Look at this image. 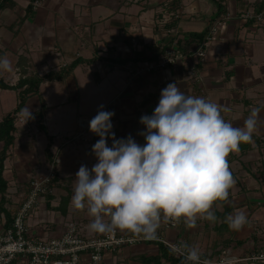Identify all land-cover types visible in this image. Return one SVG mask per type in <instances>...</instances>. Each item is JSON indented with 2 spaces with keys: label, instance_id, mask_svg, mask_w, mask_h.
Returning <instances> with one entry per match:
<instances>
[{
  "label": "crops",
  "instance_id": "crops-1",
  "mask_svg": "<svg viewBox=\"0 0 264 264\" xmlns=\"http://www.w3.org/2000/svg\"><path fill=\"white\" fill-rule=\"evenodd\" d=\"M262 2L6 1L0 7V57L11 61L12 71H0V82L6 85H0V123L20 103L23 89L17 84L21 79L54 76L42 80L39 91L30 93L19 111L24 121L17 118L15 141L4 162L7 186L4 192L0 190V222L12 224L32 198L37 180L42 190L27 218L29 236L58 237L70 220L92 233L88 230L91 218L86 211L73 209L70 201L66 214L48 207V201L58 207L65 197L71 200L79 167L91 168L96 163L91 149L99 137L89 131V121L104 105L105 111L115 113L111 121L115 137L131 135L143 145L139 133L145 126L140 117L151 115L161 90L175 82L187 95L220 105L225 109L224 119L234 127H242L254 108L260 112L254 142L241 144L240 151L228 157L236 183L228 202H217V222L198 220L197 227L190 229L181 220L177 227L162 230V235L171 241L183 240L214 261L225 256L230 264H264L251 259L264 253V184L257 177L261 168L264 171V143L260 141L264 136V27L242 18L246 10H259ZM174 12H179L178 18ZM226 14L230 19L209 42L206 56L191 55L199 46L193 34L207 32ZM172 21V26H166ZM173 50L174 62L149 67ZM76 59L81 62L60 79L61 71ZM192 65L197 67L195 74L190 73ZM25 108L33 117L27 121L22 113ZM3 147L0 141V153ZM52 167V178L46 182ZM228 207L230 214L246 213L248 223L240 231L224 222ZM158 253L153 244L136 243L106 252L101 264H145L141 256ZM160 264L171 263L163 259Z\"/></svg>",
  "mask_w": 264,
  "mask_h": 264
},
{
  "label": "clouds",
  "instance_id": "clouds-1",
  "mask_svg": "<svg viewBox=\"0 0 264 264\" xmlns=\"http://www.w3.org/2000/svg\"><path fill=\"white\" fill-rule=\"evenodd\" d=\"M0 71L11 72L7 57H0ZM220 105L205 97L187 95L175 83L161 90L151 115H142L145 143L131 135L117 139L112 131L113 111L100 105L89 121V131L99 137L92 146L96 163L81 165L75 174L70 204L91 218L88 230L114 235L127 232L156 240L163 224L179 223L196 228L197 222L215 223L217 202H228L236 181L228 157L241 144L253 143L258 130L259 108L234 127ZM32 119L28 108L22 110ZM112 140L108 146V140ZM229 229L240 231L248 223L243 210L224 218ZM176 250L189 264L202 260L199 248L181 242Z\"/></svg>",
  "mask_w": 264,
  "mask_h": 264
},
{
  "label": "built area",
  "instance_id": "built-area-1",
  "mask_svg": "<svg viewBox=\"0 0 264 264\" xmlns=\"http://www.w3.org/2000/svg\"><path fill=\"white\" fill-rule=\"evenodd\" d=\"M38 5V2L35 4ZM175 18L179 17V12L173 13ZM242 18L246 21H253L255 24L264 27V0L259 10L249 9L242 13ZM229 15H222L210 26L207 39L200 43L198 48L190 54L203 58L206 56L207 46L214 35L220 32L227 21ZM175 51L167 52L160 58V62L150 64V68L164 67L175 61ZM196 65L190 67V73H196ZM19 121H24L22 116H18ZM82 135V134H80ZM79 137V136H77ZM264 143V136L260 137ZM53 167L48 177L44 181L52 178ZM258 181L264 184V171L261 168L258 173ZM34 194L28 202L17 212L10 226L6 222H0V264H101L104 254L110 250H116L125 245H133L146 241L127 232L117 231L114 235L88 233L85 227L77 220H70L58 237L48 239H38L28 235L27 218L32 209L36 194L42 190L41 183L37 180L33 182ZM179 223L163 224L162 230L175 228ZM156 240L163 242L177 256L183 257L176 246L183 240L171 241L166 237H158ZM202 260L210 261V264H230L229 257H223L219 261L211 260L209 257ZM252 260L264 261V253L253 255Z\"/></svg>",
  "mask_w": 264,
  "mask_h": 264
},
{
  "label": "trees",
  "instance_id": "trees-1",
  "mask_svg": "<svg viewBox=\"0 0 264 264\" xmlns=\"http://www.w3.org/2000/svg\"><path fill=\"white\" fill-rule=\"evenodd\" d=\"M2 1L3 2L0 1L1 2L0 7H3L5 5L6 1L11 2L12 0H2ZM218 4L221 5V3H218ZM173 21L166 26H169V25L172 26L174 24ZM175 21H178V20H175ZM208 33H209V30L207 32L196 33L193 35H194V38L197 40V42L200 44V43H203L207 39ZM178 51H180V50H178ZM80 62H81V59H76L74 62H72V64H70L69 67H67L61 71V73L59 74V78L63 79L65 77L69 76L73 72L74 68ZM53 76H54L53 73H49L45 77L32 76V77H26V78L21 79L19 84H17L18 88L20 87L21 89H23V92H22L21 97H20V103H19L16 111L14 113L8 114L0 123V141L4 142V147L0 153V188H1L0 190L3 192L6 190V186H7V182L3 177L4 162H5L6 158L8 157V154H9L8 151L10 150L11 146L14 144V141H15V132L17 129L16 122H17V118L19 115V111L21 110V108L25 104L27 98L29 97V94L33 93V92L36 93L39 91V86H40V83L42 82V80H44L45 78H52ZM0 85L6 86L5 84H3L1 82H0ZM24 86H26V87L23 88ZM128 136L129 135L123 136V138H126ZM49 196H50V198H52V195H49ZM48 200H49V197H48ZM69 201H70V197H65L63 199V202H62V204H63L62 207H61L62 204L58 207L51 206V203L48 201V207L50 209H59L60 211H62L63 214H66L68 211ZM231 210H232L231 207L226 208V212L224 214L225 217L230 214ZM158 237H164L162 235V230L158 231ZM143 242L146 244H153V245L157 246V248L159 250V253L156 255H151V256L143 255V256H141L139 259L145 264H160L163 259L168 260L171 264H189V262L185 261L184 257L177 256L175 253H173L169 249V247H167L160 240H146V241H142V242H138V243H143Z\"/></svg>",
  "mask_w": 264,
  "mask_h": 264
},
{
  "label": "rangeland",
  "instance_id": "rangeland-1",
  "mask_svg": "<svg viewBox=\"0 0 264 264\" xmlns=\"http://www.w3.org/2000/svg\"><path fill=\"white\" fill-rule=\"evenodd\" d=\"M86 122H83V124H85ZM163 226V225H162ZM162 230V227L159 229V231H161Z\"/></svg>",
  "mask_w": 264,
  "mask_h": 264
}]
</instances>
